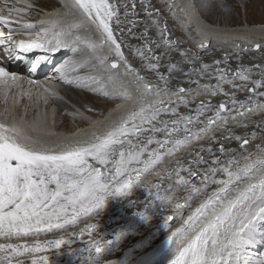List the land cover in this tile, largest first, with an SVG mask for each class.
<instances>
[{
  "label": "snow or ice",
  "instance_id": "6c2138e0",
  "mask_svg": "<svg viewBox=\"0 0 264 264\" xmlns=\"http://www.w3.org/2000/svg\"><path fill=\"white\" fill-rule=\"evenodd\" d=\"M16 2L23 6H8V15L0 14V28L7 29L0 30V84L27 79L5 67V60L39 52L30 63L34 74L62 49H69L71 55L56 65L49 80L130 101L131 107L117 104L107 123L93 122L74 110L70 114L80 115L91 127L56 143L44 139L55 135L46 119L28 126L40 133L37 137L15 123H0V238L5 241L0 242V264H49L48 255L36 254L60 249L78 233L41 240L42 234L65 231L82 218L98 216L109 195L129 197L153 173L160 182L143 188L160 207L174 204L190 213L186 219L181 215L185 226L169 236L176 244L170 264H264V258L248 254L257 243L264 245V206L257 203L264 202V123L258 126L260 143L254 151L246 147L251 146L249 139L233 131L246 128L254 113L264 114V102H259L264 101V67H246L237 55L233 69L227 53L223 60L206 63L187 47L207 50L212 40L224 46L245 38L227 28L214 30L198 17L185 24L181 17L190 15L192 6L179 7L168 0L167 10L186 36H175L155 0H62L61 9L35 22L24 19L34 3ZM224 3L202 0L209 10ZM193 23L197 35L192 34ZM17 33L26 38L14 41ZM233 47L238 53L252 50L240 43ZM253 47L264 53V44ZM255 69L259 72L254 74ZM44 91L63 100L58 91ZM237 93L246 99H238ZM251 136L257 137V132ZM203 140L218 142L220 155L211 147L210 159L201 154L204 148L188 150L193 141ZM221 140L240 141L246 154L238 156ZM185 155L193 157L186 164ZM168 156L175 157L174 167L157 171ZM178 191L186 193V203L176 202ZM174 218L168 216L167 221ZM88 227L95 230L97 225ZM99 243L90 242L86 250L94 249L95 257L86 264H113L101 259L111 242L103 247Z\"/></svg>",
  "mask_w": 264,
  "mask_h": 264
},
{
  "label": "bare ground",
  "instance_id": "6f19581e",
  "mask_svg": "<svg viewBox=\"0 0 264 264\" xmlns=\"http://www.w3.org/2000/svg\"><path fill=\"white\" fill-rule=\"evenodd\" d=\"M195 1H197L196 3L198 6L202 3V0ZM27 2L34 3L35 5L34 8L30 10L31 15L28 17L33 22L41 18L47 19L52 15V13L62 8V0H27ZM191 2V0H168V3H174L179 7L192 6L189 9L190 15L181 17L185 24H187L190 19L194 20L198 17L205 23L212 25L214 30H223L227 28L234 36H243L245 38L243 41H240L242 48H251L252 50L241 51L238 53L233 47V43H236L237 41L229 43L228 45L220 46L216 44L215 40H212L213 47L207 50L200 49L198 45H187V47H191L194 51H197L198 54L202 55L204 62L206 63H212V61L216 59L223 60L225 53H227L229 57V66L233 69L237 67V55L240 56L239 62L246 67H252L255 64H259L261 67H264V53L259 50H255L253 47L256 43L264 44V30H262L264 29V23L240 24L236 19V16L239 13V11H236L239 3V5H244L246 10H249L246 14L250 20L264 21V0H247L244 4L242 0H225V3L222 6L215 9L209 10L207 7H204L203 17L197 11L198 9L196 10L195 6L192 4L193 2ZM155 3L157 7L162 8L163 20L167 23L168 27L172 30L175 36H181L182 34L186 36L187 33L184 32L179 22L172 17L170 12H168L165 0H155ZM20 6H23V2L20 3ZM220 15H222V17H218ZM68 20L71 22L72 17L69 16ZM192 29V34L197 35L194 23L192 25ZM84 31V29H80V32ZM205 42H208L207 39ZM103 54L107 55L108 52L104 50ZM54 68L55 67L51 69L54 71ZM258 72L259 69H255L254 74ZM186 79L187 78H184V80ZM193 79H195V77H193ZM213 83H215V81H213ZM55 84L58 83H53L49 88L58 91L59 95L63 97V100H57L50 97L48 93L44 91L43 93L49 97V101H45L46 103L44 104L45 110L47 109L53 112V109H55L56 116L71 118L78 123V128L76 129L75 127H67L61 133L55 134L53 137L57 138L56 141H60L64 138H71L73 134L91 127L89 121L82 119L80 115H71L70 113L74 110H78L84 117H90L93 122L107 123L109 113L116 109L117 104L131 107L130 101L119 99L115 103H109L107 101V97H104L105 105L103 106L105 107L102 110L103 107L99 108L100 104L95 106L96 103L93 100V97H103L102 95H97L86 90L78 91V88H75L74 86H67L69 89H65L64 87V92L61 86H54ZM46 86L47 84L43 83V87L45 88ZM184 86L187 87L189 85L185 83ZM225 88L228 90V86H225ZM14 97L16 99H20L21 94L16 92ZM69 97L77 101L78 104L86 109L97 107L96 110L101 111L88 114L85 109L80 108L75 102L69 99ZM237 98L246 99V97L241 93H237ZM219 99L226 100L227 98L218 97L217 100ZM19 102L20 107H26L31 103V99L25 101L21 99ZM216 102V100L213 101V103ZM252 106L254 107V104ZM7 107L12 111L16 110L14 108H10V106ZM28 110L31 112L34 111L32 107H29ZM181 111L184 112L186 110L181 108ZM206 115L211 116V113ZM251 120L252 122L248 123L246 128L241 127L239 129H233L235 134L248 138L251 141V146H246L248 151H254L255 145L260 143L258 138L260 135L258 126L264 123V114L259 112L254 113ZM16 124H21V122L16 121ZM47 129L50 130L48 127ZM253 131L257 132V137L251 136ZM27 132L33 131L29 127L27 128ZM217 136L219 137V133H217ZM220 142H223L226 148L234 149L238 156L246 154L245 150L239 147L240 141L221 140ZM154 146L155 145H151L150 147ZM208 147L212 148L215 155H220L219 143L216 141H193L187 146L188 150L193 152L199 151L200 148H204L205 151L201 154L204 155L205 158L210 159L207 152ZM174 159V156L165 157L162 163L158 166L157 171H160L165 167H168L169 169L174 167ZM183 159L186 164L187 161L193 159V157L185 155ZM158 182H160V180L155 173L146 176L144 179V185H154ZM144 185H141V188H135L129 197L117 196L118 199H123L121 202L114 198L113 195H109L106 198L104 206L97 210L98 216L82 218L76 225L66 229L65 231L42 234L39 238L44 240L59 238L60 236L68 238L71 233L75 232L76 229H79L80 233L81 231L83 232L82 235L78 234L77 236L70 237L72 242L62 245L60 249L49 248L48 251L38 253L36 255H48L49 264H86V262L89 261L90 256L95 257L94 249L91 252L86 250L89 248L90 242L95 244L96 241H100L97 246L103 247L104 243L107 241L111 243L105 253L101 254V259L104 262L111 261L113 264H163V262L167 261V258L173 255V248L176 246L175 243H171L169 236L175 232L176 229L185 226L183 220L180 218L181 215H183L186 219L190 213L187 208L177 210L174 204L171 206L165 204L162 209L159 201H157L148 190L143 188ZM154 191L155 190L153 189V192ZM161 194H163V189H161ZM176 196L178 197L176 202L180 204L186 203L184 199L186 193L178 191ZM198 203L199 198L192 202V207L195 208ZM172 214L175 218L168 222L167 217L172 216ZM91 224L97 225L95 230L88 227V225ZM27 239L32 238L29 237ZM177 239H179V237H177ZM0 242L5 241L0 238Z\"/></svg>",
  "mask_w": 264,
  "mask_h": 264
},
{
  "label": "rangeland",
  "instance_id": "374dc122",
  "mask_svg": "<svg viewBox=\"0 0 264 264\" xmlns=\"http://www.w3.org/2000/svg\"><path fill=\"white\" fill-rule=\"evenodd\" d=\"M192 2V4L195 6V8H196V10L202 15V17H203V9H204V6L202 5V3H200V6H198L197 5V1H195V0H191ZM243 1V4H244V2H246L247 0H242ZM36 3H39V2H36ZM40 4H42V3H40ZM57 4V3H56ZM203 6V7H202ZM248 6V5H247ZM202 10H201V9ZM237 12L239 11V13L237 14V16H236V19L238 20V23H240V24H243V23H245V24H256V23H264V21L263 20H260V21H255V20H250V18L248 17V15L246 14V13H248L249 12V10L247 9L246 10V8H245V6L243 5H239V3H238V7H237V10H236ZM218 17H222V15H220V16H218ZM78 91H82V89H78ZM104 97H93V100H94V102L96 103L95 104V106H98L99 104V108L101 107H103L102 108V110L104 109V107L105 106H103V105H105V102H104V100H105V98L103 99ZM69 99H71L70 97H69ZM73 102H75L80 108H82V109H85V111L86 112H88V114H92V113H94V112H96V111H101V110H96V108H92V109H86V108H84L83 106H81L80 104H78L77 103V101H75L74 99H71ZM101 102H102V104H101ZM107 104V103H106Z\"/></svg>",
  "mask_w": 264,
  "mask_h": 264
},
{
  "label": "water",
  "instance_id": "95a60500",
  "mask_svg": "<svg viewBox=\"0 0 264 264\" xmlns=\"http://www.w3.org/2000/svg\"><path fill=\"white\" fill-rule=\"evenodd\" d=\"M236 43H240V41H237ZM172 216H174V215L172 214Z\"/></svg>",
  "mask_w": 264,
  "mask_h": 264
}]
</instances>
